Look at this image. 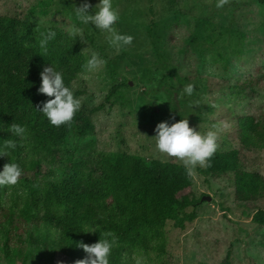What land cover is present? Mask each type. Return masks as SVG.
I'll use <instances>...</instances> for the list:
<instances>
[{
	"label": "rangeland",
	"instance_id": "374dc122",
	"mask_svg": "<svg viewBox=\"0 0 264 264\" xmlns=\"http://www.w3.org/2000/svg\"><path fill=\"white\" fill-rule=\"evenodd\" d=\"M85 2L91 12L98 0H0V16L69 33L78 29L85 61L93 52L105 61L68 85L81 101L76 114L88 116L93 131L78 136L71 129L61 142V159L39 157V175L18 164V182L0 186L6 213L0 264H72L59 254L46 259L40 241L9 229L19 223L31 189L53 183L62 191L69 160L100 151L182 164L155 149L159 122L185 118L201 133L217 126L216 151L237 148L240 168L264 175V150L243 149L236 136L239 115L264 112V2L227 0L217 8V0H112L119 14L116 30L133 36L119 51L107 33L77 20L74 8ZM188 83L193 94L181 96ZM8 161L13 160L0 159V167ZM197 167L203 166L189 174L192 195L211 200L184 209L182 220H166L162 251L123 246L121 264H264V225L252 220L257 209L264 210V198L239 204L233 172L203 176Z\"/></svg>",
	"mask_w": 264,
	"mask_h": 264
},
{
	"label": "trees",
	"instance_id": "16d2710c",
	"mask_svg": "<svg viewBox=\"0 0 264 264\" xmlns=\"http://www.w3.org/2000/svg\"><path fill=\"white\" fill-rule=\"evenodd\" d=\"M47 30L54 31L55 37L45 50L39 41ZM49 63L63 72L67 85L72 83L85 63L78 36L53 26L0 16V146L8 139L16 143L15 149H8L0 159L28 165L34 175L41 173L39 157L49 162L61 159V142L71 129L84 136L94 128L86 115L76 114L69 124L55 127L38 112L47 99L37 92L39 72ZM174 114L179 117L177 111ZM10 124L23 126L24 136L13 135ZM236 127L240 147L264 150V112L239 115ZM197 171L216 177L233 172L239 204L264 198V175L241 169L237 148L216 151ZM62 187V191L53 183L33 187L19 223L10 224L9 229L40 241L46 259L59 254L72 264L86 257L78 243L96 242L101 230L112 231L117 237L110 264H121V249L126 245L160 252L166 220H182L183 210L200 201L192 195L191 177L184 165L147 161L127 153L100 151L89 159L69 160ZM5 216L0 207V229ZM252 220L264 225V210L257 209ZM93 228L96 231L84 233Z\"/></svg>",
	"mask_w": 264,
	"mask_h": 264
},
{
	"label": "clouds",
	"instance_id": "9594fccd",
	"mask_svg": "<svg viewBox=\"0 0 264 264\" xmlns=\"http://www.w3.org/2000/svg\"><path fill=\"white\" fill-rule=\"evenodd\" d=\"M227 0H217L216 7L221 8ZM75 16L81 24L94 26L102 33H107L109 45L119 51L132 44L133 36L116 30L115 24L119 20V14L113 7L112 0H98V3L89 12L87 2L80 7L74 8ZM76 29L70 35H78ZM55 37V32L47 30L41 33L39 45L46 50L48 42ZM105 61L92 53L82 65L85 73H93ZM37 92L43 94L47 99L39 106L41 113L52 126L59 127L62 124H69L74 115L79 111L81 101L74 96L73 90L65 83L64 74L51 63L42 68L39 72V87ZM194 92L192 83L185 84L181 89V96H191ZM9 131L18 137H23L25 128L19 124H10ZM217 126L201 133L189 126L187 119L169 124L162 121L156 124L152 137L155 141V149L159 153L180 160L188 174H191L197 165L204 166L210 162V158L218 148ZM16 143L12 139L5 140L0 146V155H7L8 149H15ZM22 175L21 167L15 161H8L0 167V186L15 185ZM96 231L86 230L84 233ZM117 244V237L112 231L101 230L99 239L91 244L78 243L83 249L86 257L76 264H110V256ZM139 264V261H137Z\"/></svg>",
	"mask_w": 264,
	"mask_h": 264
},
{
	"label": "water",
	"instance_id": "95a60500",
	"mask_svg": "<svg viewBox=\"0 0 264 264\" xmlns=\"http://www.w3.org/2000/svg\"><path fill=\"white\" fill-rule=\"evenodd\" d=\"M210 201L211 200V197L210 195H202V197L200 198V201Z\"/></svg>",
	"mask_w": 264,
	"mask_h": 264
}]
</instances>
